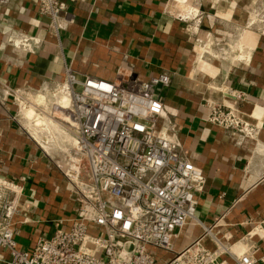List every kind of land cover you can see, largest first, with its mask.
<instances>
[{"label": "crops", "instance_id": "crops-1", "mask_svg": "<svg viewBox=\"0 0 264 264\" xmlns=\"http://www.w3.org/2000/svg\"><path fill=\"white\" fill-rule=\"evenodd\" d=\"M58 1L70 21L54 34L36 0H0V176L21 186L12 216L18 247H32L38 237L65 227L75 202L60 171L64 155L54 157L22 128L2 88L51 87L62 79L64 66L78 79L121 84L166 72L168 84L153 92L172 120L181 154L204 176L194 193V219L178 230L173 250L195 239L212 249L216 238L234 254L248 251L251 264H264V24L248 25L258 0H189L196 13L185 17L173 11L193 12L188 0ZM12 32L40 43L33 53L14 48L8 42ZM243 36L252 42L242 60H213L197 50L204 49L202 42L228 44ZM224 89L245 93L239 108L260 124L255 140L237 145L205 121L207 103H231ZM6 257L0 249V264Z\"/></svg>", "mask_w": 264, "mask_h": 264}, {"label": "built area", "instance_id": "built-area-1", "mask_svg": "<svg viewBox=\"0 0 264 264\" xmlns=\"http://www.w3.org/2000/svg\"><path fill=\"white\" fill-rule=\"evenodd\" d=\"M36 4L49 17L47 28L54 34L70 21L60 14L58 0H36ZM258 4L248 25L254 23L255 15L264 24V0ZM8 39L12 47L28 53L40 43L23 32H12ZM195 42L200 43L196 35ZM201 45L225 53L223 46L228 44ZM203 53L218 57L207 50ZM168 82L166 72L126 84L90 76L78 79L64 66L62 79L51 87L2 88L17 113L26 104L33 107L31 95L37 102L40 96L46 99L51 94L52 114L47 116L76 142L62 141L70 145L69 152L60 148L64 153L60 171L71 184L74 216L49 237H38L32 247H18L13 238L12 216L21 186L0 176V249L7 253L3 264L252 263L248 251L234 254L216 238L211 240L212 249L195 239L173 250L178 230L194 219V193L202 189L204 176L181 154L172 120L163 114L162 100L153 92L155 86ZM223 93L231 97V103H207L205 121L226 132L237 145L255 140L260 124L239 108L245 93L228 89ZM64 94L69 99L65 106L60 98Z\"/></svg>", "mask_w": 264, "mask_h": 264}, {"label": "rangeland", "instance_id": "rangeland-1", "mask_svg": "<svg viewBox=\"0 0 264 264\" xmlns=\"http://www.w3.org/2000/svg\"><path fill=\"white\" fill-rule=\"evenodd\" d=\"M258 2H259V0L255 2V7H259ZM263 12H264V10H263ZM252 14H253V12L251 11L249 14V17L251 20H253V18L251 17ZM258 17H259L258 15L257 16L255 15L254 22L257 21ZM248 21H249V19H248ZM251 42L252 41H250V39L247 38V36H243V37H241V39L239 38V41H237V42L232 40V41L228 42V45L223 46V51H225V53H221L212 47V48H210L211 50H208V51L211 54L217 55L218 57H216V58L208 56L207 53H203L204 50H206L205 47H204V49H202L201 47H197V50H198V52L202 53V56H207V57L213 58V60L214 59H216V60H227V61L233 62V61H236L237 57H240V54H239L240 51L238 52L237 48L242 50V48H241L242 45L243 46H245L247 44L251 45ZM222 57H223V59H221ZM50 96H51V94L45 96L46 99L45 98H38V101L35 102V101H33L34 95H31L29 97L30 104L29 103L28 104L29 105L32 104L33 107L26 106L27 105L26 104L25 108L23 110H20V108H19V111L17 113L16 118L19 120V123L21 124L22 128H24V130L27 131L28 134H31L35 139H37V141H39V143L41 144L42 147H44L46 150L49 149V152L54 157L57 156V158L61 159V157L63 158L64 153L62 151H60V148H61V150L67 148L66 151L69 152L70 145H67V144L65 145L64 143H62L61 138L58 137L57 132H55V131H52V133L50 134L51 136H52V134L54 135V136H52V139L50 137H48V133H49L48 131L51 132L50 129L53 128L52 123L51 122L49 123V121H48L49 119H52V118L47 116V113L52 114L51 108L53 105H51V101H53V99L50 98ZM42 99H43V101H42ZM28 109L32 110L34 113L31 117H33L34 115H35V117H37V116L41 117V118H43V120H45V122H44L45 124L43 125V123H42V124H40V127L39 126L35 127L32 122H28L25 119H23V113L25 112V110H28ZM21 114H22V116H21ZM46 129H47L48 133H46ZM63 136L65 138H67V141L70 140L69 142L70 143L72 142V139H70V137H66V135H63ZM42 141H44L45 144H42ZM43 145H45V146H43Z\"/></svg>", "mask_w": 264, "mask_h": 264}, {"label": "bare ground", "instance_id": "bare-ground-1", "mask_svg": "<svg viewBox=\"0 0 264 264\" xmlns=\"http://www.w3.org/2000/svg\"><path fill=\"white\" fill-rule=\"evenodd\" d=\"M169 2H170V0H169ZM169 2H168V5H169ZM174 2V1H173ZM182 3V2H181ZM186 5H190V3H189V0H188V3H186ZM191 6V5H190ZM192 7V6H191ZM183 8V7H182ZM192 10H193V12H189V13H187V14H184V12H183V15L181 14L182 12H180V13H178V11L176 12V11H173V10H171V11H173L174 12V14H176V15H178V16H182V17H185V16H188V15H190V14H194L195 13V9L192 7ZM182 11V10H181ZM170 13H172V12H170ZM253 18V17H252ZM249 47V44H247L246 46H244V47H242V50L239 52V54H240V59L242 60V58L244 57V51H245V49L244 48H248ZM207 51L208 50H210V49H206ZM209 52V51H208ZM61 100H62V104L65 106L66 105V102L69 100L68 99V96L66 95V94H64V95H62L61 97ZM34 113H33V111L32 110H30V109H28V110H25V112L23 113V119H25L26 121H28V122H32L33 123V125L35 126V127H40V124H42L43 123V125L45 124L44 122H45V120H43V118H41V117H35V115L33 116V117H31L32 115H33ZM49 121V123L51 122L52 123V125H53V128L52 129H50L51 130V132L50 131H48L47 132V129H46V133H48V135H50L51 133H52V131H55V132H57V135H58V137L59 138H61V140L62 141H67V138H65L63 135H66L63 131H60L59 130V128L55 125V122L53 121V119H49L48 120ZM54 122V123H53ZM48 123V124H49ZM51 125V126H52ZM43 127V126H42ZM45 128V127H44ZM43 130V129H42ZM45 130V129H44ZM52 136H54L53 134H52ZM52 136L50 135V136H48V137H50L51 139H52ZM66 137H68L67 135H66ZM69 139V138H68ZM72 139V138H71ZM45 141V140H44ZM44 141H42V144H45V142ZM70 141V140H69ZM69 141H67L69 144H71V145H76V142L74 141V139H72V142L70 143ZM43 146H45V145H43Z\"/></svg>", "mask_w": 264, "mask_h": 264}]
</instances>
